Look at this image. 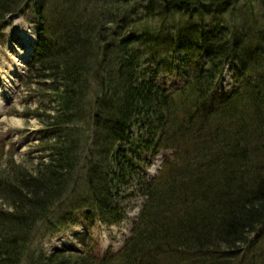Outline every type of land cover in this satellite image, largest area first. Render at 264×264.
<instances>
[{
    "label": "trees",
    "instance_id": "obj_1",
    "mask_svg": "<svg viewBox=\"0 0 264 264\" xmlns=\"http://www.w3.org/2000/svg\"><path fill=\"white\" fill-rule=\"evenodd\" d=\"M143 3V19L160 18V28L122 37L124 17ZM236 5L0 0V29L34 15L25 85L42 83L54 105L41 132L47 160L0 175V264H264V36ZM204 14L212 27L190 24ZM177 54L192 62L170 92L146 69L171 74ZM228 65L239 69L236 87L217 99ZM142 151L164 153L147 182ZM136 178L144 202L118 251L44 254L36 241L59 229L55 210L69 193L86 219L118 225Z\"/></svg>",
    "mask_w": 264,
    "mask_h": 264
},
{
    "label": "rangeland",
    "instance_id": "obj_2",
    "mask_svg": "<svg viewBox=\"0 0 264 264\" xmlns=\"http://www.w3.org/2000/svg\"><path fill=\"white\" fill-rule=\"evenodd\" d=\"M235 4H237V15L245 13L249 19L251 14L255 15L256 22L251 29L255 28L259 31L257 34L264 36V0H235ZM146 6L147 4L143 3L142 9L139 8L135 15L128 14L124 17L125 22L121 28L122 37L136 36L146 30L160 28V18H155V21L143 19V11ZM25 14L24 16L7 17L0 29V100L2 99L3 102H0V175L9 177L16 171L32 173L37 165L47 160V153L42 150L46 143L42 142L44 136L41 132L47 125L48 110L53 109L54 106L52 100L48 99L50 96L46 94L49 93L44 91L45 87L42 83L41 85H25L26 74H28L27 65L31 58L33 44L29 42L25 45L23 39L14 32L13 24V20L17 17L21 25L32 35L34 43L36 39V27L32 24L34 15L30 11ZM226 19L228 18L226 17ZM214 20L213 14H204L201 18H194L192 23L187 21L185 26L192 24L195 28H200L201 23H204V26L212 27ZM185 55L187 54L174 56L173 61L168 65L173 67L171 74L166 70L167 68H164L166 65L159 66L160 63L146 70L156 77L158 84L170 92L177 90L181 87L185 73L189 72L187 67L192 62L189 60V56L186 58ZM202 67L203 64L200 68ZM238 71L237 65H228L225 68L221 85L217 91V99L221 94H230L234 90L237 82L234 77ZM45 84L49 86L50 83ZM163 157L164 153L151 156L147 152H141L140 160L142 162L139 164V169L144 171L145 182L154 179L160 172ZM136 181L137 178L128 191L135 197L122 204L126 206L125 218L122 223L106 226L94 214H90L86 219L84 213L88 208L78 203L80 198H76V193H73L74 196L69 193L64 199L65 201L55 210L54 219L58 221L59 229L43 239L40 236L36 243L39 242L46 256L61 248L81 253L86 246L89 249L96 247L102 253L110 250L118 251L123 246L125 239L128 238L132 224L138 217L144 202V198L139 193L136 194L139 188L136 186ZM0 209L5 210L4 203L3 206L0 203ZM73 210L77 211L72 213ZM58 214L61 215L58 216Z\"/></svg>",
    "mask_w": 264,
    "mask_h": 264
},
{
    "label": "bare ground",
    "instance_id": "obj_3",
    "mask_svg": "<svg viewBox=\"0 0 264 264\" xmlns=\"http://www.w3.org/2000/svg\"><path fill=\"white\" fill-rule=\"evenodd\" d=\"M18 18L16 17L14 20H13V24H14V32L16 33V35L19 36V38L23 39V43L26 45L27 43L29 42H32L33 43V37L32 35H30L29 32L26 31V29L24 28L23 25H21V23L17 20ZM33 47V46H32ZM33 51V50H32ZM1 103L2 102V99L0 100Z\"/></svg>",
    "mask_w": 264,
    "mask_h": 264
},
{
    "label": "water",
    "instance_id": "obj_4",
    "mask_svg": "<svg viewBox=\"0 0 264 264\" xmlns=\"http://www.w3.org/2000/svg\"><path fill=\"white\" fill-rule=\"evenodd\" d=\"M35 45V43L33 44V46ZM32 46V45H31Z\"/></svg>",
    "mask_w": 264,
    "mask_h": 264
}]
</instances>
